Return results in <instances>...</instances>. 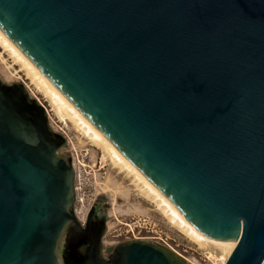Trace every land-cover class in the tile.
<instances>
[{"label":"water","instance_id":"water-1","mask_svg":"<svg viewBox=\"0 0 264 264\" xmlns=\"http://www.w3.org/2000/svg\"><path fill=\"white\" fill-rule=\"evenodd\" d=\"M0 30L199 232L236 242L223 264H264V0H0ZM66 144L0 71V264H192L105 247Z\"/></svg>","mask_w":264,"mask_h":264},{"label":"rangeland","instance_id":"rangeland-1","mask_svg":"<svg viewBox=\"0 0 264 264\" xmlns=\"http://www.w3.org/2000/svg\"><path fill=\"white\" fill-rule=\"evenodd\" d=\"M0 71L6 80L22 82L31 95L46 108L53 128L65 136L67 144L64 150L72 156L76 184L79 187L75 203L78 218L84 220L91 203L97 196L107 199V228L103 238L105 244L116 243L126 236L132 238L134 234L172 247L193 264H220L223 253L216 245L208 242L197 244L169 222L151 202V198H146L145 192L140 188V184L137 185L134 177L128 175L126 171L121 172L109 157L104 160L103 149L86 137L75 121L69 118L65 120L57 113L42 89L32 82L21 63L1 46ZM109 177L120 181L128 189V193H116L103 187L102 189V185L98 183H103ZM136 220L144 221L146 227H134L133 223Z\"/></svg>","mask_w":264,"mask_h":264},{"label":"bare ground","instance_id":"bare-ground-1","mask_svg":"<svg viewBox=\"0 0 264 264\" xmlns=\"http://www.w3.org/2000/svg\"><path fill=\"white\" fill-rule=\"evenodd\" d=\"M0 46L4 51L10 53L15 60L21 63L22 68L27 71L33 83L42 89L46 97L50 100L54 109L63 119L75 121L78 128L95 145L103 149V159L109 157L115 167L120 171H126L141 185L146 198H151V202L156 205L157 210L171 222L181 233H185L189 238L199 243H212L223 253L220 264H223L229 253L235 246V241H217L199 232L175 207L174 205L26 58V56L10 41V39L0 30ZM101 184V188H108L116 193H128V189L114 178H107ZM79 188V187H78ZM102 188V189H103ZM106 190V189H105ZM154 205V206H155ZM183 233V234H184ZM211 255V254H210ZM216 257V256H215ZM216 260V258H215ZM191 262V261H190ZM192 263V262H191ZM193 264V263H192Z\"/></svg>","mask_w":264,"mask_h":264},{"label":"flooded vegetation","instance_id":"flooded-vegetation-1","mask_svg":"<svg viewBox=\"0 0 264 264\" xmlns=\"http://www.w3.org/2000/svg\"><path fill=\"white\" fill-rule=\"evenodd\" d=\"M94 202H103V203H106L107 205H108V203H107V199L106 198H104V197H101V196H97L94 200H93V202L91 203V206H90V208H89V210H88V212L86 213V216H85V218H84V220L83 221H81V222H85L86 220H87V216H88V214H89V211H90V209H91V207H92V205H93V203ZM106 221H107V214H106V219H105V223H106ZM129 225V224H128ZM133 225H134V227L136 226V227H140V228H142V227H146V223L144 222V221H142V222H140V221H138V220H136L134 223H133ZM129 227L131 228V225H129ZM105 233H106V231H105ZM105 233H104V236H105ZM104 236H103V238H104ZM132 238H140V237H138V236H135L134 234L132 235ZM130 236H126L124 239H121V240H119V241H117L116 243H113V244H105V247H107V246H110V245H116V244H118V243H120V242H122V241H125V240H128V239H132ZM104 242V241H103ZM108 253H106L105 252V255H107Z\"/></svg>","mask_w":264,"mask_h":264},{"label":"built area","instance_id":"built-area-1","mask_svg":"<svg viewBox=\"0 0 264 264\" xmlns=\"http://www.w3.org/2000/svg\"><path fill=\"white\" fill-rule=\"evenodd\" d=\"M75 188H76V192H77V189H78V186L76 184V181H75ZM77 199V198H76ZM139 221V220H138ZM136 227V226H135ZM139 237H142V236H139ZM144 237V236H143Z\"/></svg>","mask_w":264,"mask_h":264}]
</instances>
